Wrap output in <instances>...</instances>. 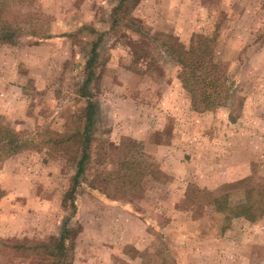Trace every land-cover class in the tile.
<instances>
[{"label": "rangeland", "instance_id": "obj_1", "mask_svg": "<svg viewBox=\"0 0 264 264\" xmlns=\"http://www.w3.org/2000/svg\"><path fill=\"white\" fill-rule=\"evenodd\" d=\"M12 9L26 33L0 44V116L46 141L83 127L74 121L91 101L94 140L76 214L66 196L76 166L54 145L0 165V236L49 241L68 219L60 264H264V0H16ZM204 38L229 96L199 111L176 57L189 63ZM217 196L235 206L251 197L257 219L217 210ZM9 258L0 264L58 261Z\"/></svg>", "mask_w": 264, "mask_h": 264}, {"label": "trees", "instance_id": "obj_2", "mask_svg": "<svg viewBox=\"0 0 264 264\" xmlns=\"http://www.w3.org/2000/svg\"><path fill=\"white\" fill-rule=\"evenodd\" d=\"M16 0H0V44H12L26 33L25 20L21 19L24 14L17 13L13 15L12 6ZM23 3L25 0H18ZM205 41L200 39L198 46H194L190 50L188 57L191 59L189 63L180 60L183 65L181 73V81L184 87L191 93L192 103L197 110H207L222 104L223 100L229 96V90L224 74L217 69V66L211 60L213 50L209 45H201ZM209 41V40H207ZM98 44H94L93 52L96 51ZM172 53L178 50L172 49ZM181 53V52H180ZM95 56V54H94ZM93 56V57H94ZM92 61V59H91ZM93 64V63H92ZM88 64V66L92 65ZM86 80L84 86L89 83ZM95 105L88 101L84 112L76 117L74 122L83 121V127H72V130L64 133L53 132L52 137L46 141L40 140L39 137H31L20 133L11 125H9L2 116H0V165L10 156L20 153L27 149H42L40 142L44 145H54L74 161L76 173L73 179V186L68 193L67 198L71 199L74 208L73 214H76V203L74 196L80 184V178L86 173L91 159V147L93 143L92 126L94 125ZM223 197H228L224 195ZM223 197H215L212 204L219 211L226 215L235 217H246L249 220H256L255 211L256 203L251 197L248 201L235 205H230L228 199ZM253 214V215H252ZM68 219L63 226L62 233L58 237H52L49 241H29V240H6L0 236V254L3 257H11L9 259L25 258L30 255V251L36 254L50 256L56 261V264L62 263L67 253V241L69 235ZM62 260V261H61Z\"/></svg>", "mask_w": 264, "mask_h": 264}, {"label": "crops", "instance_id": "obj_3", "mask_svg": "<svg viewBox=\"0 0 264 264\" xmlns=\"http://www.w3.org/2000/svg\"><path fill=\"white\" fill-rule=\"evenodd\" d=\"M59 19V18H58ZM65 27V26H64ZM61 43V44H60ZM60 43H58V45H62L63 42L60 41ZM188 163V166H190L191 164L189 162ZM0 204H1V201H0ZM1 216H3V212H1V209H0V220H1ZM3 231L0 229V234L1 235H4V232L2 233Z\"/></svg>", "mask_w": 264, "mask_h": 264}]
</instances>
